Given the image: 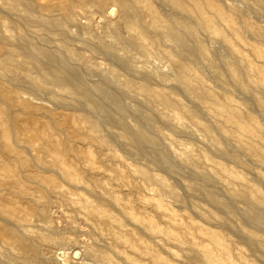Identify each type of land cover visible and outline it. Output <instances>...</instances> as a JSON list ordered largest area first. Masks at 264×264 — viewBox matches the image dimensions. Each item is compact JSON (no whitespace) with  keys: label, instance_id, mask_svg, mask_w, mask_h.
<instances>
[{"label":"rangeland","instance_id":"1","mask_svg":"<svg viewBox=\"0 0 264 264\" xmlns=\"http://www.w3.org/2000/svg\"><path fill=\"white\" fill-rule=\"evenodd\" d=\"M18 1L14 11L12 0H0V18L13 37L25 33L39 49L42 41L31 35L37 25L18 24L24 0ZM27 1L33 18L52 11L62 21L68 48L75 54L69 61L72 65L81 69L85 62L97 65L111 71L119 84L146 83L151 94L138 92L122 100L132 106H141L145 98L152 103L150 112L165 158L144 143L142 155L138 154L124 131L105 124L96 112L88 116L99 125L98 140L84 136L88 132L83 123L84 100L51 84L44 90L24 77L39 76L36 70L0 81L2 93L11 91L31 105L27 110L1 104L13 116L1 125L11 133L17 129L25 133L30 126L43 130L62 150L70 174L65 178L31 167V157L22 155L21 166L32 172L18 181L13 163L4 166L7 161L0 145V183L10 185L8 191L0 187V210H10L7 219L0 220V260L10 264H264V224H255L243 212L253 201L264 213V43L245 32L252 27L264 29V13L240 0H183L181 14L158 0H139L137 22L120 9L117 0H101L108 12L98 9L95 0H70V18L63 15L65 0ZM211 1L220 11L209 5ZM229 4L237 6L234 12L224 11ZM216 13L225 22L212 32L209 23ZM170 19L188 23L183 38L190 52H178L172 42L154 36L156 25ZM202 21L208 26L200 27ZM126 37L138 40L148 57L124 48ZM62 42L63 36H50L47 47L54 50ZM17 50L15 58L20 62L25 56ZM111 53L129 58L137 72L126 70ZM34 64L40 66L41 60ZM84 79L89 85L103 83L95 73L85 74ZM104 84L116 92V86ZM160 98L173 106L159 104ZM127 120L136 121L132 113ZM184 147L202 156L203 164L197 168L181 160ZM37 157L53 160V148L39 151ZM196 169L215 178H202ZM146 175L162 179L174 195L163 194L158 183L145 180ZM97 212L107 218L99 220ZM13 214L22 216L21 221L13 220ZM58 245L63 256L56 258L53 252Z\"/></svg>","mask_w":264,"mask_h":264},{"label":"bare ground","instance_id":"2","mask_svg":"<svg viewBox=\"0 0 264 264\" xmlns=\"http://www.w3.org/2000/svg\"><path fill=\"white\" fill-rule=\"evenodd\" d=\"M138 1L139 0H117L120 9L125 14H128L134 21L140 22L138 14L141 12V9L139 6H137ZM158 1L168 6L171 9V11L175 14H181V11L184 10L182 5L183 0H158ZM240 1L246 3L249 8H254V9L256 8L257 10H260L264 13V0H240ZM18 2H19L18 0H12V3L10 4L12 10L14 11L16 10L18 6ZM94 3L96 4L98 9L102 10L103 12H108V10L105 9V4L102 3L101 0H95ZM71 5L72 2L70 0H65V3L62 5L63 15L67 18L71 17V8H72ZM209 5L212 8L217 9V11H220V7L214 4L212 1L209 2ZM229 5L228 7L225 8V10L224 9L223 10L234 12L235 10L234 6L236 5L233 4H229ZM31 9H32L31 3L27 0H24L23 14L22 16L19 17L20 19L18 18V24H22V25L36 24L37 28L31 31V35L40 38L43 46L39 49H36L35 46L31 43L30 37L22 32L18 33L17 37H13L10 30L8 29L6 22L0 18V81H8V80L11 81V79L13 80V77L17 76V74H20L22 71L36 70L39 73V76L33 77L30 74H25L24 77L30 80L31 82H33L34 84H37V86L40 87L42 86V88H44L43 86L47 87V84H51L52 87H56L59 90L63 91L64 93H70V92L75 93L84 100L87 109L85 110L83 109V110L86 111L87 116L83 117V123L88 129V132H86L84 136L90 137L94 140H98V136L95 133L98 132L99 125L94 123L91 120L90 116H88L91 113L96 112L103 117V121L105 124H111L113 125V127L114 125L119 126L124 131V138L133 141L131 145H133L135 151L138 154L142 155L143 149L141 147V144L144 143V146L145 144H147L148 146H151L152 148L157 150L158 155L162 159H164L165 158L163 152L164 150L161 149V141H160L161 136L160 133L156 131V127H155L156 119L155 116L150 112V109L153 108L152 103L145 98L141 106H132L128 103H125L122 100L123 97L133 98L136 96V93L138 92L144 93L146 94V96L151 94V91L147 88L146 83L137 84L129 80L126 81L125 83L119 84L116 77L113 75L111 71L105 72L97 65H93L89 62H85L83 64L84 67L83 69L72 65L69 61L73 60L74 53L68 48L67 40H69V36L67 30L63 28L62 21L59 18L54 17L52 11H49V13H47L46 15H42L41 17L33 18L30 14ZM149 16L154 17L155 15L152 14ZM186 19L189 20L188 17H186ZM224 20L225 19H223L221 13H216V15H214L213 17L212 22L209 23L211 25L210 30L212 32H216L219 28L220 23H222V21ZM185 22L186 20H184V22H177V23H172V19L168 21L163 20L161 21L162 24H160V26L156 25L155 27L156 32L154 33L155 34L154 36L162 41L168 40L172 42L174 49L177 50L178 52H185V53L190 52L183 38L188 28V23ZM169 24L171 27L167 28V25ZM206 24L208 26V23H205L204 21H202L201 24L198 23L200 27H204ZM176 30L179 34L176 33ZM246 30L245 32L246 33L248 32L247 34L249 35V37L264 43V29L260 27H252L250 31H246ZM55 35L63 36V42L62 45H59L54 50H50L47 47V44L49 42V37ZM123 40H124L123 47L128 48L131 52L141 54L144 57H148V54H150L139 43L138 40L127 37L124 38ZM36 42L38 41L36 40ZM16 48L21 50L22 51L21 53H23L25 56V59L20 62L15 58L16 55L15 53L16 51H18ZM98 50L101 52L103 51L101 49ZM111 55L116 60H118L119 64L122 65L126 70L137 72L135 71L134 68H132L131 60L129 58L120 56L115 53H111ZM38 58L39 60H41L40 66H36L34 64V61L37 60ZM90 73H95L99 75L102 78L103 83H96L93 85H89L85 81L84 75ZM144 78L146 79L147 75H145ZM104 83H110L116 86L117 87L116 92L114 93L110 92L108 89H106ZM45 89L46 88H44V90ZM250 89L251 88L249 87V90ZM20 98L21 100H19ZM22 98L23 97H21L20 95L17 96L13 94L11 91H7L6 93H2V91H0L1 155L7 161V162L4 161L6 162L4 166L10 168V163H13L12 166L14 169L12 170L13 172L15 170V172L17 173V177H19L18 181H20V178L24 176L23 174H28V173L30 174V172H32L31 168H24L20 164V159L22 158V155H27L31 157V161H30L31 167H38L46 172H55L56 174H59L62 177L70 178V174L68 172L69 165L67 164V161L64 158L62 150L55 147L57 146L56 145L57 143L51 138H49L48 135H45L43 130H40L39 128L36 129L30 126L29 128H27L25 133L22 130H18V129L13 131V133H11L9 129H6L1 125L2 121L4 120L9 121L13 117L12 114L9 111H7L5 108H3L1 104L3 103L5 105L9 104L12 106V108H16V109L23 108L28 110L31 108V105L28 103V101L26 100L22 101ZM159 104H164L167 107L173 106L169 101L163 98L159 99ZM77 109L79 110V108ZM128 113H132V115L135 116L136 121L134 123L127 120ZM168 123L170 122L168 121ZM48 147L53 148L55 158L51 161L38 160L37 153L43 149H48ZM180 157L181 160L185 161L186 163L188 162L189 165L192 167L195 166L198 168V166L203 164L202 156H196L187 147L183 148V150L180 153ZM170 167L173 169L172 164H170ZM195 172L198 175H200L202 178H215L213 174L206 172L204 170L198 171L196 169ZM27 176L30 177V175ZM145 180H147L148 182L158 183L159 188L163 194L174 195L173 190L169 188L163 182L162 179H159L151 175L150 176L146 175ZM75 185L78 186V183H75ZM224 186L226 188H230L229 184L227 183H224ZM0 187H5L6 190L8 191L10 185L8 184L2 185V183H0ZM206 197L212 200L213 202H217L216 198L212 193H206ZM99 199H100L99 201H105V202L108 201V200H104V198L102 197L101 198L99 197ZM80 208L81 207H79V209ZM243 212L248 217H250L255 224L257 225L264 224V213L257 210L256 205L253 201H249L248 206L243 210ZM7 214L8 216L10 215V210H6V211L0 210V220L3 221L6 220ZM97 217L99 218V220H105L107 218V216H105L104 213H98ZM11 218L18 223L19 221H21L22 216H15L13 214ZM17 223L16 225H14L15 227L19 226ZM2 227L3 226H1V228ZM4 237L1 238L4 239ZM9 239L11 238H8L7 241ZM52 242H54V244L60 243L57 240H52ZM60 246L61 245H58L57 250L56 251L54 250L53 252V256H55L56 258L61 257L63 253V249ZM24 252L26 254L27 251L25 250ZM91 253L92 252H90V254ZM0 264H10V263H8L5 260H0Z\"/></svg>","mask_w":264,"mask_h":264}]
</instances>
